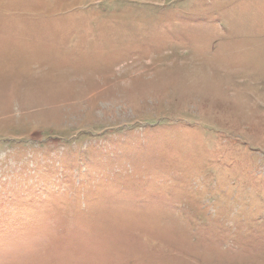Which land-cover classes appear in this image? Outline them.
<instances>
[{
  "label": "rangeland",
  "instance_id": "obj_1",
  "mask_svg": "<svg viewBox=\"0 0 264 264\" xmlns=\"http://www.w3.org/2000/svg\"><path fill=\"white\" fill-rule=\"evenodd\" d=\"M0 264H264V0H0Z\"/></svg>",
  "mask_w": 264,
  "mask_h": 264
}]
</instances>
